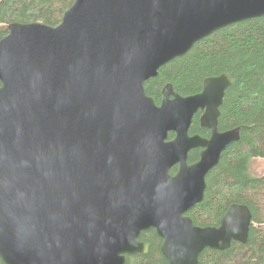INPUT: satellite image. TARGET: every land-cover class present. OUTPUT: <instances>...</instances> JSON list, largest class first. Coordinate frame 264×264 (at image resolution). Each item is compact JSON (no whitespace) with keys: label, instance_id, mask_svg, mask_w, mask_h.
<instances>
[{"label":"water","instance_id":"obj_1","mask_svg":"<svg viewBox=\"0 0 264 264\" xmlns=\"http://www.w3.org/2000/svg\"><path fill=\"white\" fill-rule=\"evenodd\" d=\"M263 17L264 0H76L56 27L11 24L0 41L2 262L127 264L148 254L140 237L151 229L168 264L247 244L245 205L218 227L187 215L241 140L218 132L234 80L208 78L186 97L168 84L160 106L145 84L214 33ZM199 110L210 139L189 135Z\"/></svg>","mask_w":264,"mask_h":264},{"label":"trees","instance_id":"obj_2","mask_svg":"<svg viewBox=\"0 0 264 264\" xmlns=\"http://www.w3.org/2000/svg\"><path fill=\"white\" fill-rule=\"evenodd\" d=\"M76 0H0V41L13 23L61 24ZM230 75L234 85L226 95L220 127L239 128L241 140L229 146L219 165L207 176L205 199L187 215L199 227H218L233 204L247 206L253 216L248 243H233L227 251L207 249L201 264H264V176L250 174L252 160L264 159V17L235 24L197 43L150 79L145 89L156 102L171 84L182 96L202 91L206 79ZM201 129L194 120L191 133ZM171 137H173L171 135ZM199 160L191 152L189 164ZM177 171L172 169V174ZM149 245L147 255L129 256L127 264H168L155 230L141 234ZM0 264H4L0 259Z\"/></svg>","mask_w":264,"mask_h":264},{"label":"flooded vegetation","instance_id":"obj_3","mask_svg":"<svg viewBox=\"0 0 264 264\" xmlns=\"http://www.w3.org/2000/svg\"><path fill=\"white\" fill-rule=\"evenodd\" d=\"M218 77V76H217ZM231 77V76H230ZM232 78V77H231ZM233 79V78H232ZM147 83V82H146ZM204 84V83H203ZM146 85V84H145ZM234 85V84H233ZM233 87V86H232ZM231 87V88H232ZM174 89V88H173ZM230 89V88H229ZM228 89V90H229ZM163 90V89H162ZM228 90L226 91V93H225V96H224V99H223V103H222V105L220 106V116H219V119H218V132L219 133H224V132H228V131H231V130H239L240 131V129L239 128H233V129H228V130H222L221 129V127H220V118H221V116H222V107L224 106V103H225V100H226V95H227V92H228ZM175 91V90H174ZM202 91H203V88H202ZM201 91V92H202ZM176 92V91H175ZM201 92H199V93H201ZM177 93V92H176ZM199 93H197V94H199ZM179 94V93H178ZM148 95V94H147ZM194 95H196V94H194ZM191 96V95H190ZM150 97V96H149ZM186 97V96H185ZM152 98V97H151ZM153 99V98H152ZM155 101V100H154ZM161 102H162V98L160 99V102H156L155 101V103L158 105V106H160L161 105ZM204 113H205V111H202V110H199L197 113H196V115H195V117H194V120H196V119H198V124H199V127H200V131L199 132H197V133H191L190 131H191V128H190V130H189V135L190 136H199V137H201V138H203V139H210L211 137H212V130H210V129H207V128H203L202 127V125H201V122H200V120H201V118H202V116L204 115ZM194 120H193V123H194ZM193 123H192V125H193ZM192 125H191V127H192ZM240 133H241V131H240ZM171 135L173 136V137H171ZM175 134L174 133H171L170 135H169V139L171 140V139H174L175 138ZM232 144H234V143H232ZM231 144V145H232ZM230 145V146H231ZM229 147V146H228ZM227 147V148H228ZM226 148V149H227ZM203 151V149H199V150H193V151H191V152H198L199 153V160H200V158H201V152ZM190 152V153H191ZM189 156H190V154H189ZM198 160V161H199ZM176 169H177V171L175 172V173H173L172 175L173 176H175L176 174H177V172H178V167H175ZM174 169V168H173ZM172 173V172H171Z\"/></svg>","mask_w":264,"mask_h":264},{"label":"rangeland","instance_id":"obj_4","mask_svg":"<svg viewBox=\"0 0 264 264\" xmlns=\"http://www.w3.org/2000/svg\"><path fill=\"white\" fill-rule=\"evenodd\" d=\"M250 174L254 177L264 176V159L252 160L250 165Z\"/></svg>","mask_w":264,"mask_h":264},{"label":"bare ground","instance_id":"obj_5","mask_svg":"<svg viewBox=\"0 0 264 264\" xmlns=\"http://www.w3.org/2000/svg\"><path fill=\"white\" fill-rule=\"evenodd\" d=\"M192 49H193V48H192ZM225 150H226V149H225ZM225 150H224V151H225ZM223 153H224V152H223ZM223 153H222V155H223ZM221 158H222V157H221ZM220 161H221V160H220ZM235 243H236V242H235ZM206 250H207V249H206ZM202 254H203V253H202ZM202 254H201V255H202ZM200 263H201V262H200Z\"/></svg>","mask_w":264,"mask_h":264}]
</instances>
